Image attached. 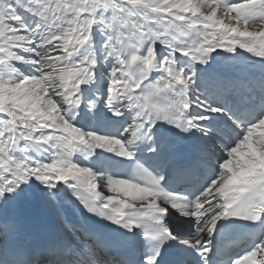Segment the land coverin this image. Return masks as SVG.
<instances>
[{"label":"snow or ice","instance_id":"snow-or-ice-1","mask_svg":"<svg viewBox=\"0 0 264 264\" xmlns=\"http://www.w3.org/2000/svg\"><path fill=\"white\" fill-rule=\"evenodd\" d=\"M0 264H264V0H0Z\"/></svg>","mask_w":264,"mask_h":264},{"label":"bare ground","instance_id":"bare-ground-1","mask_svg":"<svg viewBox=\"0 0 264 264\" xmlns=\"http://www.w3.org/2000/svg\"><path fill=\"white\" fill-rule=\"evenodd\" d=\"M245 55H248V54H245Z\"/></svg>","mask_w":264,"mask_h":264}]
</instances>
